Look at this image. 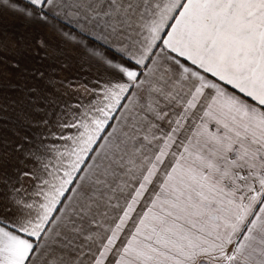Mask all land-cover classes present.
<instances>
[{"label":"snow or ice","instance_id":"snow-or-ice-1","mask_svg":"<svg viewBox=\"0 0 264 264\" xmlns=\"http://www.w3.org/2000/svg\"><path fill=\"white\" fill-rule=\"evenodd\" d=\"M2 13L0 264H264V0Z\"/></svg>","mask_w":264,"mask_h":264},{"label":"crops","instance_id":"crops-1","mask_svg":"<svg viewBox=\"0 0 264 264\" xmlns=\"http://www.w3.org/2000/svg\"><path fill=\"white\" fill-rule=\"evenodd\" d=\"M23 22L11 15L10 13L0 14V34L4 39L14 38L22 29ZM76 72L75 67L71 70H66L67 75H74Z\"/></svg>","mask_w":264,"mask_h":264}]
</instances>
